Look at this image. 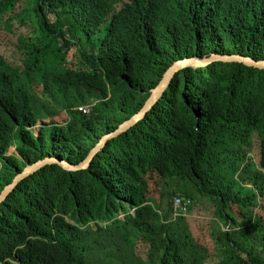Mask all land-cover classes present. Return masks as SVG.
I'll return each mask as SVG.
<instances>
[{
	"label": "trees",
	"instance_id": "obj_1",
	"mask_svg": "<svg viewBox=\"0 0 264 264\" xmlns=\"http://www.w3.org/2000/svg\"><path fill=\"white\" fill-rule=\"evenodd\" d=\"M212 54L264 61V0H0V194L46 158L84 161L174 62ZM40 64L45 84L30 78ZM250 171L264 174V71L185 69L87 169L18 184L0 205V264H264Z\"/></svg>",
	"mask_w": 264,
	"mask_h": 264
},
{
	"label": "water",
	"instance_id": "obj_2",
	"mask_svg": "<svg viewBox=\"0 0 264 264\" xmlns=\"http://www.w3.org/2000/svg\"><path fill=\"white\" fill-rule=\"evenodd\" d=\"M215 62L222 64H242L249 68L264 71V61H257L253 58L244 57L241 55L212 54L209 57H187L174 62L164 73L158 86L151 90V94L144 104L143 108L135 115H133L130 119L123 122L115 131L104 135L97 143V145L90 151L89 155L84 161L80 162L79 164H71L63 159L60 160L58 158H46L33 165L27 166L24 171L21 174L17 175L13 182L9 186H7L0 194V205L5 202V200L11 193H13L19 183L48 166L55 165L68 171H79L87 169L97 153L100 152L110 140L119 137L122 133L128 131L130 128L135 126L138 122L142 121L146 117L147 113L151 111L157 101L163 96L171 81L179 72L188 68H205Z\"/></svg>",
	"mask_w": 264,
	"mask_h": 264
},
{
	"label": "rangeland",
	"instance_id": "obj_3",
	"mask_svg": "<svg viewBox=\"0 0 264 264\" xmlns=\"http://www.w3.org/2000/svg\"><path fill=\"white\" fill-rule=\"evenodd\" d=\"M20 10L23 11L25 8L27 9H30V11L32 12V15H33V5H30V7L28 8L26 6V4H22L20 3ZM51 19L53 20L54 18V15H50ZM76 42H79L78 39H75ZM49 43V40H47V42H44V46L48 45ZM56 48V44H52L51 46V51H54ZM51 71L50 67L47 66V65H39L38 68H36V71H34L33 73H31V77L32 79L36 80L37 82L39 83H46V80L48 78V74L49 72ZM31 79V80H32ZM33 101H34V104L37 108L38 111L41 110L42 107H46V103H44L42 100H40L39 98L37 97H33ZM42 125L41 123H39L33 130L34 134L37 135L41 129ZM12 155H16L15 153V149L14 148H11L8 153H7V156H12ZM242 176V175H241ZM246 184H248L249 186H251L254 182H258L259 184H264V174L261 173V172H253V171H250L248 172V174L246 175ZM239 180H241L239 178ZM101 264H113L112 262L110 261H104L102 262Z\"/></svg>",
	"mask_w": 264,
	"mask_h": 264
},
{
	"label": "built area",
	"instance_id": "obj_4",
	"mask_svg": "<svg viewBox=\"0 0 264 264\" xmlns=\"http://www.w3.org/2000/svg\"><path fill=\"white\" fill-rule=\"evenodd\" d=\"M93 105L86 104L81 105L77 108V111L83 115H90L92 112ZM191 206V201L189 199L177 198L173 201V216L186 217L189 214V208Z\"/></svg>",
	"mask_w": 264,
	"mask_h": 264
}]
</instances>
